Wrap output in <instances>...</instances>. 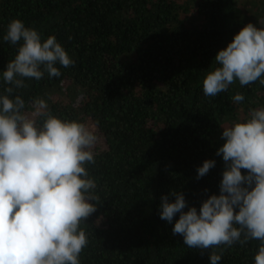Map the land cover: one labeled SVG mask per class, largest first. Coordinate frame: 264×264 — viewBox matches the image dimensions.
<instances>
[{"label": "trees", "instance_id": "obj_1", "mask_svg": "<svg viewBox=\"0 0 264 264\" xmlns=\"http://www.w3.org/2000/svg\"><path fill=\"white\" fill-rule=\"evenodd\" d=\"M14 18L42 40L55 36L75 61L57 64L59 77L25 80L17 94L27 110L42 98L55 116L97 130L95 164L87 169L100 199L81 225L89 243L80 264H210V251L219 249H191L173 235L179 214L162 220L160 197L172 201L170 193L180 191L199 211L209 194H219L223 127L264 107V85L237 81L206 97L202 80L242 26H261L264 0H0V94L19 47L3 40ZM205 159L215 166L198 179ZM259 243H234L218 264H254Z\"/></svg>", "mask_w": 264, "mask_h": 264}, {"label": "clouds", "instance_id": "obj_2", "mask_svg": "<svg viewBox=\"0 0 264 264\" xmlns=\"http://www.w3.org/2000/svg\"><path fill=\"white\" fill-rule=\"evenodd\" d=\"M260 23L245 24L217 51L215 66L210 64L202 80L206 97L237 81L264 85V20ZM3 40L19 47L3 70L0 94V264H80L89 243L81 225L100 199L87 169L95 164L96 127L55 116L42 98H34L28 111L17 94L28 87L26 79L59 77L56 65L67 68L75 61L55 36L42 40L20 19L8 22ZM232 99L239 104L244 95L237 92ZM221 135L216 154L225 168L219 194H209L199 211L180 191L170 193L172 201L161 195L159 216L172 222L179 214L172 233L183 236L188 248H218L210 251V264H218L225 248L251 240L260 242L254 264H264V107L250 109L247 119L223 127ZM214 166L205 159L197 178Z\"/></svg>", "mask_w": 264, "mask_h": 264}, {"label": "rangeland", "instance_id": "obj_3", "mask_svg": "<svg viewBox=\"0 0 264 264\" xmlns=\"http://www.w3.org/2000/svg\"><path fill=\"white\" fill-rule=\"evenodd\" d=\"M240 1H246V0H240Z\"/></svg>", "mask_w": 264, "mask_h": 264}]
</instances>
